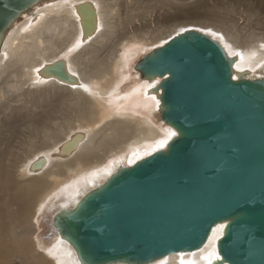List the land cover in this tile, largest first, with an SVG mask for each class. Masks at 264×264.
Masks as SVG:
<instances>
[{"label": "bare ground", "instance_id": "obj_1", "mask_svg": "<svg viewBox=\"0 0 264 264\" xmlns=\"http://www.w3.org/2000/svg\"><path fill=\"white\" fill-rule=\"evenodd\" d=\"M84 2L93 5L96 24L93 28L91 6L79 7L85 17L81 38L83 30L75 6ZM129 4L132 0H47L22 14L3 38L0 264H12L13 252L32 256L31 264H82L73 246L55 229L50 214L74 209L87 193L103 185L120 167L134 164L128 163L134 158V151H139L142 158L149 156L143 155L145 150L150 151L148 146L164 138L168 128L175 130L161 118L160 90L145 87L156 86L162 78H143L135 64L190 25L174 26L167 35L150 38L137 30L141 27L133 26V20L123 21L122 8H129ZM201 26L193 27L222 34L223 42L209 36L230 57L234 56L230 51L242 54L243 58L234 56L233 78L238 72L249 79L263 77L264 34L252 35L240 43L237 33L223 34L214 27ZM77 41L80 46L74 48ZM225 43L231 48L226 49ZM57 60H63L78 81L62 82L41 71ZM80 85H87L89 90ZM58 90L66 93L57 106L48 95ZM14 93L18 100L24 99L23 105L11 103ZM34 99L39 100L35 103L36 107L42 106L41 112L34 104H27ZM54 113L61 121L54 119ZM18 136L22 140H17ZM14 142H18L19 151L11 150L16 149ZM111 161L122 162L113 167ZM106 167H112L111 175L101 171ZM42 219L50 228L48 243L38 238V220ZM221 224L225 225L219 223L212 228L201 248L169 253L145 264H206L202 257L215 249L216 240L210 241L213 230Z\"/></svg>", "mask_w": 264, "mask_h": 264}, {"label": "water", "instance_id": "obj_2", "mask_svg": "<svg viewBox=\"0 0 264 264\" xmlns=\"http://www.w3.org/2000/svg\"><path fill=\"white\" fill-rule=\"evenodd\" d=\"M47 0H0V48L22 14ZM85 3V4H84ZM77 4L84 37L85 17ZM235 58L207 33L187 29L135 69L161 77L160 113L177 135L120 167L53 224L82 264H145L201 248L225 223L212 264H264V75L233 78ZM41 71L74 84L63 60Z\"/></svg>", "mask_w": 264, "mask_h": 264}, {"label": "rangeland", "instance_id": "obj_3", "mask_svg": "<svg viewBox=\"0 0 264 264\" xmlns=\"http://www.w3.org/2000/svg\"><path fill=\"white\" fill-rule=\"evenodd\" d=\"M131 5L129 4L127 9L123 6V21L127 23L128 20H133V26L141 27L140 30H137L143 31L142 33L150 38L165 36L175 29L174 26L183 24L190 25L185 27L187 29L203 28L201 25H205L207 28L214 27L223 34L237 33V41L240 43L244 41V38L264 34V0H132ZM130 9L132 10L129 11ZM64 93L66 92L58 90L51 92L48 97L58 106ZM14 98L17 101H13ZM23 100H18L16 93L11 95V103L14 105H23ZM35 101L34 99L31 101L32 103L28 102L27 104H34L33 107H36L39 100L36 103ZM41 109L42 106L36 107L38 112H41ZM24 112H27L25 108ZM53 116L56 117L54 118L56 121H61L57 113H54ZM20 136L17 137L19 141L22 140ZM17 145L18 142H14V146ZM11 150L19 151L17 147L16 149L11 147ZM49 217L54 218V213H51ZM38 224H41L38 238L48 243L49 225L43 219L38 220ZM12 254L14 255L11 258L12 264H20V262L21 264H31V260L34 261L32 256L26 257L18 252ZM23 258L26 261H23Z\"/></svg>", "mask_w": 264, "mask_h": 264}, {"label": "snow or ice", "instance_id": "obj_4", "mask_svg": "<svg viewBox=\"0 0 264 264\" xmlns=\"http://www.w3.org/2000/svg\"><path fill=\"white\" fill-rule=\"evenodd\" d=\"M183 31H187V29H181V32H183ZM199 31H206V33L208 35L212 36L213 38H216V39L220 40L221 42H223V40H224L223 36L220 33L213 32L211 29H207V30H205V29H199ZM80 43H81L80 41H77L76 45H74V48L75 47H79L80 46ZM165 43H166V41H165ZM224 47L226 49H230L231 48V45L225 43L224 44ZM262 47H264V45H262ZM69 51L71 52V51H73V49H69ZM229 54L230 55H234V56L235 55H241V58H243L242 57V54L237 53V52H234V51H230ZM73 75H75V73H73ZM156 83H159V81H157ZM80 87H83L85 89V91H88L89 90L87 85H80ZM145 87H147V88H153V87H155V84H146ZM152 99L154 100L155 97H152ZM156 104L158 106L159 105V101H156ZM166 132H167V135L164 138L157 140L154 145L148 146V148H150V151L149 150H145L144 153H143V155H145V156L146 155H151L152 152L158 151L159 149H162V148L166 147L167 144H168V141L170 139H172V137H174V136L177 135L176 131L173 130L172 128H168L166 130ZM133 157H134L133 159H129L128 160V163H130V164L131 163H135L136 160L142 159V156L140 155L139 151H134L133 152ZM117 162H122V161H111L109 163H110L111 166L114 167V165ZM101 171H103L107 175H111L112 167H106L105 169H103ZM92 175L95 176L96 173H93ZM224 227L225 226L221 224V225L218 226L217 229H214L213 230V237H212V241H210V243L211 242H214L217 239H219L220 235L223 234ZM202 258L206 261V264H212V262L214 260H219L220 259V256L215 251V249H213L212 251H209L206 255H204ZM182 264H183V261H182ZM191 264H195V261L191 262Z\"/></svg>", "mask_w": 264, "mask_h": 264}]
</instances>
